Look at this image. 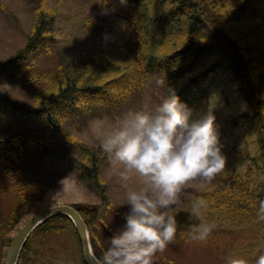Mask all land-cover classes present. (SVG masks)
<instances>
[{
    "label": "trees",
    "instance_id": "obj_1",
    "mask_svg": "<svg viewBox=\"0 0 264 264\" xmlns=\"http://www.w3.org/2000/svg\"><path fill=\"white\" fill-rule=\"evenodd\" d=\"M35 2H38L36 23L24 46L0 66V80L10 64H24L37 50L49 51L59 42L52 31L55 13L48 11L49 1ZM149 2L127 0L130 11L127 22L130 25L132 18L135 29V32L131 30L132 37L126 38L130 40L127 44L130 49H126L123 42L119 43L120 36L109 43L120 50L118 54L106 57L100 56L102 51H98L83 57L62 56L61 73L48 77L46 85L34 90L33 103L17 102L0 92L3 127L6 124L10 131L15 127L11 136L3 132V137L0 136V165L4 166L5 175H9L7 190L18 194L17 207L11 210L9 221L29 209L32 195L27 194V190L38 187L19 167L25 155H34L37 151H50L58 156L62 152L72 155L75 152L80 157L75 163L76 174L99 189L106 159L70 129L75 119L90 114L91 109H114L125 92L139 86L140 83L130 80L134 79L131 77L135 70L133 64L129 72L120 73L136 54L138 67L141 64L160 76L163 96L168 86L174 88L181 101L193 109L194 117L212 111L218 118L216 95L225 98L231 94L242 103L238 118L231 119V132L238 125L250 126L256 134L260 155L256 154L248 165L239 164V171L233 167V160L226 157L225 169L215 176L216 189L209 194L217 203L201 208L200 219L211 220L216 226H233L235 231H230L229 237L237 239L239 236L244 241L240 245L233 241L230 254L242 256L253 264L264 254V213L260 212V203L264 201V0H161L159 7L166 8L146 9L144 16L142 11V22L135 13L140 14ZM163 36L166 38L155 42ZM164 45L168 52L159 55ZM226 121L219 122L226 124ZM216 125L220 130L221 125ZM189 206L175 212L176 237L188 233L190 223H199L189 221L194 203ZM73 207L88 230L89 216L96 221L101 219H97L99 211L95 207ZM68 230L74 237L78 263L85 264L75 228L65 215L52 216L33 231L16 264L30 259L44 239ZM88 232L93 253L100 257L97 244L90 230Z\"/></svg>",
    "mask_w": 264,
    "mask_h": 264
},
{
    "label": "rangeland",
    "instance_id": "obj_2",
    "mask_svg": "<svg viewBox=\"0 0 264 264\" xmlns=\"http://www.w3.org/2000/svg\"><path fill=\"white\" fill-rule=\"evenodd\" d=\"M48 11L55 13L52 31L57 37L55 46L49 51H39L31 54L24 64L9 65L7 71L0 80V92H4L17 102H29L34 90L47 83L48 77H54L61 73L59 63L62 56L77 57L84 54H92L102 51L100 56L118 54L117 48H112L109 43L119 41L128 44L132 37V18L130 25L127 22L130 15L129 8L120 0H48ZM161 0H150L146 8L135 13L143 22L145 10L153 11L159 7ZM47 4V3H46ZM38 2L35 0H0V66L8 62L15 53L21 49L27 35L32 31L36 23ZM131 27V29H130ZM132 30V31H131ZM51 31V32H52ZM129 36V39H126ZM107 37V39H106ZM166 36L158 37V43ZM109 45L110 47H106ZM159 55L168 52L167 46L160 48ZM84 51L85 53H81ZM137 56L131 57L126 62L127 68L120 73H127L133 68L130 79L140 83L132 92H125L122 100L114 109L98 107L91 109L90 114L82 116L73 121L70 132L77 138L95 148L102 159H106L101 170L102 184L97 190L95 186L89 185L75 172V163L80 159L79 155L62 152L50 154V151H37L34 155H25L19 161L21 171L25 173L28 180L38 185L35 189L27 190L32 195L31 206L19 217L14 215L10 219L11 210L16 205L17 192L7 190V179L4 166L0 165V264H4V257L8 242L19 229L35 214L49 207L57 205H81L86 208L95 207L99 213L96 218L89 216V230L94 238L99 253L107 246V238L124 223L123 214L128 210L126 203L127 192L132 188L142 185V178L133 173L125 181L118 175L123 166L118 162L113 164L108 159V154L102 149V132L106 128L114 126L120 117L130 111L145 108L154 111L163 99V87L160 76L152 73L146 68L138 67ZM140 79V80H136ZM159 82V83H158ZM41 83V84H40ZM46 85V84H44ZM216 95L215 103L218 110L216 122L225 120L220 127V138L224 144L223 152L230 160L233 167L239 171V164H246L256 156H259L258 145L255 143L257 137L253 129L242 128L238 125L231 132V119L238 118L242 103L234 96L228 97ZM216 113V114H217ZM97 120H104L103 125H98ZM0 119V136L12 135L15 127L10 129L3 127ZM6 122V120H5ZM3 137V136H2ZM245 165V167H246ZM16 179V178H14ZM215 178L211 182L202 181L199 177L193 178L182 186L178 193L180 206L176 208L179 212L191 205L197 197H205L207 204L214 206L217 201L209 194L216 189ZM60 192L59 195L50 199V194ZM211 226V232L206 240H193L190 233L181 234L170 242L163 251H157L153 260L160 264H226L229 256H232L230 245L242 244L244 239L230 238V231H235L233 226H216L211 220L204 222ZM88 230V231H89ZM233 235V234H232ZM226 255H228L226 257ZM77 248L74 245V237L70 230L60 235H52L43 240L37 246V251L23 264H79L77 259ZM256 261V260H255ZM255 261L253 264H255Z\"/></svg>",
    "mask_w": 264,
    "mask_h": 264
},
{
    "label": "clouds",
    "instance_id": "obj_3",
    "mask_svg": "<svg viewBox=\"0 0 264 264\" xmlns=\"http://www.w3.org/2000/svg\"><path fill=\"white\" fill-rule=\"evenodd\" d=\"M126 4L127 0H121ZM107 39V37H106ZM159 83V82H158ZM103 125L104 120H97ZM102 149L108 159L123 166L118 175L127 181L135 173L142 178L139 188L129 189L124 223L107 238L96 264H154V254L163 251L178 233L175 214L180 206L178 193L193 178L211 182L225 169L224 144L213 112L194 117L193 109L181 101L168 86L162 102L154 111L141 108L124 113L118 122L104 129ZM2 140V138H0ZM60 192L50 194L54 199ZM207 206L198 197L193 206L188 230L193 240H206L211 226L200 219ZM264 213V201L260 203ZM226 264H249L242 256L232 255ZM255 264H264V254Z\"/></svg>",
    "mask_w": 264,
    "mask_h": 264
},
{
    "label": "water",
    "instance_id": "obj_4",
    "mask_svg": "<svg viewBox=\"0 0 264 264\" xmlns=\"http://www.w3.org/2000/svg\"><path fill=\"white\" fill-rule=\"evenodd\" d=\"M55 215H65L69 218L79 238L85 264H96V256L94 255L91 247L86 224L78 211L73 206L69 205H57L49 207L41 212H38L26 223H24V225L19 229V231L14 235L8 244L4 258V264H16L20 252L29 236L37 227Z\"/></svg>",
    "mask_w": 264,
    "mask_h": 264
},
{
    "label": "flooded vegetation",
    "instance_id": "obj_5",
    "mask_svg": "<svg viewBox=\"0 0 264 264\" xmlns=\"http://www.w3.org/2000/svg\"><path fill=\"white\" fill-rule=\"evenodd\" d=\"M157 261L154 262V264H156Z\"/></svg>",
    "mask_w": 264,
    "mask_h": 264
}]
</instances>
